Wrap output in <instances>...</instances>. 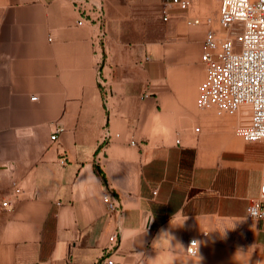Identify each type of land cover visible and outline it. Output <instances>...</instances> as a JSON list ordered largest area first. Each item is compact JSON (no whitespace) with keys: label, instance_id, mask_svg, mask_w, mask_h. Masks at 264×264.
I'll return each instance as SVG.
<instances>
[{"label":"crops","instance_id":"0c3cea01","mask_svg":"<svg viewBox=\"0 0 264 264\" xmlns=\"http://www.w3.org/2000/svg\"><path fill=\"white\" fill-rule=\"evenodd\" d=\"M102 2L80 25L75 0H0V196L24 190L0 208V264H264L249 142L198 111L207 26L187 18L209 1L168 20L166 0Z\"/></svg>","mask_w":264,"mask_h":264},{"label":"built area","instance_id":"2783aa9c","mask_svg":"<svg viewBox=\"0 0 264 264\" xmlns=\"http://www.w3.org/2000/svg\"><path fill=\"white\" fill-rule=\"evenodd\" d=\"M75 7L80 13L78 24L83 25L86 21L97 23L103 2L75 0ZM193 7V0H166L164 19H169L173 8L187 11ZM187 23L207 26L201 54L206 71L199 85L198 108L213 110L218 116H239L236 135L248 142L264 143V0H220L217 20L210 14H197L189 16ZM32 98L37 99L38 96ZM58 131L53 132L52 140L57 139ZM132 144L136 142L132 140ZM261 178L259 196L247 207V216L254 220L264 218V167ZM23 191L19 183L13 181L10 194L0 196V208H11L13 198ZM111 191L107 190L103 201L110 216L119 224L123 209ZM116 238L117 234H112L110 241L114 242ZM187 251L191 255L199 253L196 237L189 239ZM96 264H113V260L106 257Z\"/></svg>","mask_w":264,"mask_h":264},{"label":"rangeland","instance_id":"374dc122","mask_svg":"<svg viewBox=\"0 0 264 264\" xmlns=\"http://www.w3.org/2000/svg\"><path fill=\"white\" fill-rule=\"evenodd\" d=\"M211 14L215 20L218 18L217 11L219 10L220 0H208ZM196 3L194 2V6ZM218 8V9H217ZM207 9V8H204ZM217 9V11H216ZM199 114L206 113L212 115L214 122L223 123L226 127H229L230 132L238 137L235 133V126L237 125L238 121L240 120L239 116H232V115H224L218 116L213 110H200L198 109ZM222 124V125H223ZM196 125H201V122H198ZM240 138V137H238ZM245 158L250 160L251 163H255V167L250 168V170H245V174H243L246 178H261V169L260 165L264 163V143L259 141L249 142L245 148ZM259 179H257L258 181ZM258 183L252 184L251 188L249 187L248 191L250 194L256 189ZM252 201V200H251Z\"/></svg>","mask_w":264,"mask_h":264}]
</instances>
